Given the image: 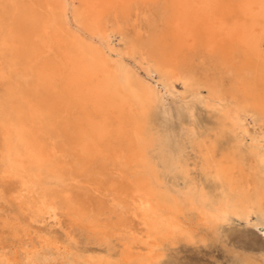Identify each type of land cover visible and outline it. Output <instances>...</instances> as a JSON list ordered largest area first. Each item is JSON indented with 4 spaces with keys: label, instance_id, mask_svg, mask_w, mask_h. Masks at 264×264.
<instances>
[{
    "label": "bare ground",
    "instance_id": "obj_1",
    "mask_svg": "<svg viewBox=\"0 0 264 264\" xmlns=\"http://www.w3.org/2000/svg\"><path fill=\"white\" fill-rule=\"evenodd\" d=\"M5 202L0 264H156L264 223V0H0Z\"/></svg>",
    "mask_w": 264,
    "mask_h": 264
},
{
    "label": "rangeland",
    "instance_id": "obj_2",
    "mask_svg": "<svg viewBox=\"0 0 264 264\" xmlns=\"http://www.w3.org/2000/svg\"><path fill=\"white\" fill-rule=\"evenodd\" d=\"M200 110L201 114L193 126L197 130L196 133L206 137L211 134L210 132H213L207 125L213 122V119L206 109L201 108ZM159 119L163 126V132L167 136L168 145L170 143L175 145L178 141H187L189 135L186 134L187 126L185 123L188 119L184 110ZM211 135H215L214 132ZM170 159L160 163L164 166V178L168 182L173 181L175 174L173 170L175 168L174 156ZM194 176L199 182L206 179L202 165L199 164L198 167L192 165L191 177ZM7 204L5 202L0 207L8 208ZM79 253L77 262L73 264H83L80 263L83 254H81L82 252ZM51 254V250H43L40 257L43 258ZM156 264H264V223H261L256 216H253L249 222L234 218L222 225L218 231L211 232L207 241L180 242L176 246L167 247L164 258Z\"/></svg>",
    "mask_w": 264,
    "mask_h": 264
}]
</instances>
